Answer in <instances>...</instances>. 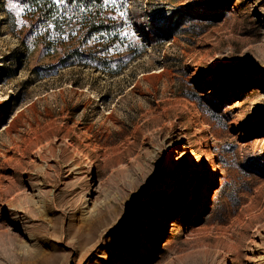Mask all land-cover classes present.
Here are the masks:
<instances>
[{
  "label": "rangeland",
  "instance_id": "obj_1",
  "mask_svg": "<svg viewBox=\"0 0 264 264\" xmlns=\"http://www.w3.org/2000/svg\"><path fill=\"white\" fill-rule=\"evenodd\" d=\"M106 9L0 0V264H264V0Z\"/></svg>",
  "mask_w": 264,
  "mask_h": 264
},
{
  "label": "trees",
  "instance_id": "obj_2",
  "mask_svg": "<svg viewBox=\"0 0 264 264\" xmlns=\"http://www.w3.org/2000/svg\"><path fill=\"white\" fill-rule=\"evenodd\" d=\"M24 4L28 7L30 19H35L37 30L51 33L59 26L56 20L58 18H68L71 16L78 22L76 33L80 36L81 44L78 49L71 51L65 55L60 64L63 66L88 65L86 54L82 52V48L88 42L100 41L110 44L114 48L117 44L116 29L113 25L111 12L107 11V3L105 0H24ZM115 39V40H114ZM46 52H51L53 44L50 41H43ZM101 68V61L96 62ZM108 64V63H107ZM102 66L105 70L110 64ZM107 70V69H106Z\"/></svg>",
  "mask_w": 264,
  "mask_h": 264
},
{
  "label": "snow or ice",
  "instance_id": "obj_3",
  "mask_svg": "<svg viewBox=\"0 0 264 264\" xmlns=\"http://www.w3.org/2000/svg\"><path fill=\"white\" fill-rule=\"evenodd\" d=\"M105 2L107 3V2H108V0H105ZM111 2H112V3H115V0H111Z\"/></svg>",
  "mask_w": 264,
  "mask_h": 264
},
{
  "label": "bare ground",
  "instance_id": "obj_4",
  "mask_svg": "<svg viewBox=\"0 0 264 264\" xmlns=\"http://www.w3.org/2000/svg\"><path fill=\"white\" fill-rule=\"evenodd\" d=\"M173 234H171V236H172Z\"/></svg>",
  "mask_w": 264,
  "mask_h": 264
}]
</instances>
